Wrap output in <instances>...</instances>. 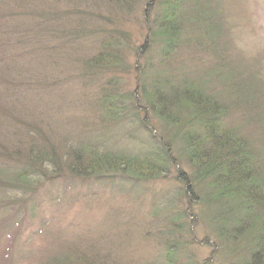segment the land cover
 <instances>
[{
    "label": "rangeland",
    "instance_id": "rangeland-1",
    "mask_svg": "<svg viewBox=\"0 0 264 264\" xmlns=\"http://www.w3.org/2000/svg\"><path fill=\"white\" fill-rule=\"evenodd\" d=\"M212 2L223 35L203 36L188 22L181 40L189 43L164 58L160 38L139 48L149 28L159 27L160 0H0V147L12 159L0 157V264H59L61 257L72 264L76 257L94 264H163L176 252L182 264L233 263L225 250L211 249L217 236L202 207L183 218L186 205L173 168L126 184L119 177L81 181L64 171L52 180L51 167L41 164L46 177L32 174L23 189L7 181L6 171L18 166L12 165L16 156L34 155L37 147H53L62 159L79 143L140 156L148 129L144 113L133 118L131 105L142 97L139 74L146 85L154 75L185 79L216 100H235L226 124L245 135L264 162V0ZM197 36L203 47L194 42ZM106 43L119 61L91 68ZM105 86L118 93L112 122L98 110ZM146 116L164 133L160 120ZM9 200L19 205L1 207ZM176 240L181 245L173 252Z\"/></svg>",
    "mask_w": 264,
    "mask_h": 264
},
{
    "label": "trees",
    "instance_id": "trees-1",
    "mask_svg": "<svg viewBox=\"0 0 264 264\" xmlns=\"http://www.w3.org/2000/svg\"><path fill=\"white\" fill-rule=\"evenodd\" d=\"M160 2L163 11L159 27L155 30L149 28L150 37L148 34L145 43L139 47L141 50L148 47L147 42L154 43L160 38L157 40L161 44L160 53L164 58L169 57L182 47L181 43H189V38H181L189 32L188 22L191 21L193 30L197 29L199 34L202 31L203 36L210 34L214 38V35H223L221 15L212 0ZM202 38L197 36L194 40L200 47H203ZM212 40L210 54L217 58ZM100 49L95 55L97 58L89 61L91 68L111 66L109 62L117 59L109 43L103 44ZM156 76L146 85L144 80L147 77L139 74V94L142 97L138 101L134 98L135 105L131 104L133 118H139L140 113H144L142 127L148 129V146L140 156L127 157L107 150L99 152L97 148L79 143L76 147L69 146L62 159L53 147L49 150L37 147L34 155L16 156L19 159L16 158L12 165L18 166L11 165L12 168L6 170L9 173L7 181L15 188L23 189L21 183L32 174L41 172L46 177L39 170L41 164L51 167L52 177L48 178L52 180L62 178L64 171L67 176L81 181L94 178L107 182L111 177H119L126 184L136 179H156L173 168L176 170L175 179L181 184L179 193L182 203L186 205L183 218L188 216L187 212L192 207L205 210L214 236H217V242L211 246L209 244L211 249L225 250V253L231 254L235 258L232 264H264V162L262 152L253 149L248 138L238 129L226 124L228 110L235 100H216L201 88H194L185 79L169 82ZM107 86L100 92L102 102L98 110L103 109L107 120L112 122L117 112L116 106L118 109V93ZM148 114L153 115L152 119L161 121L164 133L160 134L156 126L148 121ZM2 148L0 157L12 160ZM20 159L26 162L21 163ZM181 162L188 170L180 166ZM17 205L18 202L9 200L1 207L15 209ZM168 226L175 232L173 226ZM172 242L175 252L181 242ZM177 258V252L168 253L163 264H182ZM72 260L73 264L97 262L88 257ZM106 261L108 258L101 262ZM188 261L186 264H189ZM58 262L72 264L68 257H61Z\"/></svg>",
    "mask_w": 264,
    "mask_h": 264
}]
</instances>
